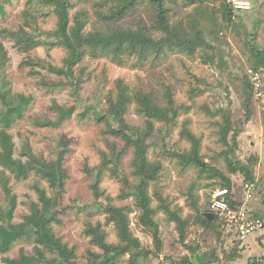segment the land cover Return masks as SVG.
Listing matches in <instances>:
<instances>
[{
	"label": "trees",
	"instance_id": "trees-1",
	"mask_svg": "<svg viewBox=\"0 0 264 264\" xmlns=\"http://www.w3.org/2000/svg\"><path fill=\"white\" fill-rule=\"evenodd\" d=\"M14 1L0 0V21L7 20V8L13 5ZM192 1L198 2V5L185 18H177L174 11L179 5V0H27L24 10L20 13L21 23L18 26L7 27L0 23V67L6 74L9 53L5 42H11L18 52L26 54L21 63L22 68H30L36 75L41 74L40 71H35L40 68L61 78L59 82H54L47 81L42 76L43 88L55 91L71 86L78 94L82 88L81 80L84 78L79 75L78 68L83 72L87 62L106 59L119 67L143 70L157 68L169 55L180 54L193 59L199 57L205 64L212 65L217 56L222 58V50L217 44L222 42L221 31L238 24L236 13H247L253 7L251 5L246 11L236 10L228 0H223L221 6L215 9L206 3L207 0ZM190 4L192 3H187V6ZM256 5L257 1L254 3V31L259 29L263 22ZM144 7L153 12L151 22L138 16ZM51 17L56 20V26L54 30H45L42 24ZM240 22L244 25V19H240ZM39 47L45 48L47 54L55 48L62 49L65 52L62 64L57 66L46 59L33 57L31 53ZM248 49L252 56L251 68L257 73L264 70V47L249 42ZM248 79L245 77L248 97L245 119L233 121L228 110L222 109L227 129L230 130L234 126L237 128L232 145L228 142V133L225 131L227 129L224 130L221 141L228 147L227 163L231 174H242L245 184H253V194L254 164L257 157L252 156L247 164L230 158L235 156L238 147L239 127L251 121V100L255 86L252 78ZM101 93L96 103L83 105L84 110L80 113H77V99L75 105H60L54 102L48 110L56 116L38 113L31 118V124L37 128L58 129L73 119L79 123L93 124L106 144V149L100 151V164L93 169L85 167V173L92 180L90 189L93 203L90 207H78V211L87 212L92 209L96 211L95 214L105 215L106 226L113 225L119 238L118 243L109 242L108 233L102 223L91 224L86 228L85 234L90 238L91 245L100 252L88 250L84 255H78L75 247H70L64 242L55 228V225L64 224V217L72 208L64 204L69 179L64 163L69 153V143L62 138L57 144L54 156L49 159L34 153L27 140L22 146V156L26 160L16 159V144L9 131L25 118L32 100L24 94L12 92L7 74L0 80V189L4 196V202L0 203L2 264H120L127 256L126 264H145L156 260L162 252L163 240L157 220L160 212L166 215L169 222L177 225L180 240L185 242L189 221L181 217V210L172 209L171 203L158 189L166 171L163 160L169 157L176 159V163L183 169L195 166L201 176L205 173L211 180L219 179L218 183L214 184L229 192L226 200L231 209L238 212L246 208L255 218L263 220L259 213L250 207L251 200L246 201L245 184V197L240 200L233 190L232 179L226 177L220 169L204 163L200 154L202 140L194 135L188 126L183 125L180 137L191 145L189 150L179 153L169 150L163 141L164 137L161 138L162 141L158 140L161 145L153 141L160 137V134L156 137L158 133H161V137L170 133L172 128L177 126L182 110H185L182 105H177L170 86L165 88L160 97L153 91L147 92L143 88L133 87L124 78H120L115 80L110 88L105 85ZM191 93L197 95L196 90ZM131 110L142 120V124L129 121ZM161 124L163 126L157 128V125ZM129 154H133L131 167L136 179L134 185L130 184L122 170L123 161ZM151 154L155 156L151 157ZM32 175L45 181L48 189L42 187L39 182L34 185L38 202H32L29 214L24 216L22 222L15 223L18 197L13 191L11 177L27 179ZM106 178L118 180L122 184L123 197L134 198L135 207L139 211L138 226L152 238L153 248L144 246L135 236L130 209L114 206L113 199L102 190L101 185ZM152 187L154 191L151 194ZM194 189L193 185L189 198L190 206L196 213V224L207 231L229 225L239 238L234 222L217 215L210 219L200 211L198 199L194 198ZM154 201H157L156 206ZM18 243L32 246L33 254L28 255L21 250L18 257H11ZM198 250L199 248H192V253L198 254ZM240 251L241 249L235 248L229 255L231 260L241 256ZM217 261L215 254L198 255L199 264H213ZM176 264L196 263L185 259Z\"/></svg>",
	"mask_w": 264,
	"mask_h": 264
},
{
	"label": "rangeland",
	"instance_id": "rangeland-1",
	"mask_svg": "<svg viewBox=\"0 0 264 264\" xmlns=\"http://www.w3.org/2000/svg\"><path fill=\"white\" fill-rule=\"evenodd\" d=\"M26 1L15 0L13 5L7 8L9 17L0 23L7 27L18 26L21 23L20 13L24 10ZM244 1L250 2L253 8L247 13H236L238 24L221 31L222 42L217 44L222 50V58L217 56L214 64H205L199 57L193 59L180 54L169 55L168 59L157 68L143 70L119 67L106 59L87 62L83 72L78 68L79 75L84 77L81 80L82 88L78 94L72 90L71 86L62 87L55 91L43 88L41 85L42 76L47 81L54 82H59L61 78L48 74L40 68L35 69V71H40V75L32 73L30 68H22L21 63L26 54L18 52L13 43L5 42L9 53L6 74L12 92L24 94L32 100L25 118L9 131L16 144L14 156L16 159L26 160L22 156V146L27 140L30 142L34 153L49 159L54 156L57 144L62 138H65V141L69 143V153L64 163L69 176L64 204L72 208L64 217V224L55 225V228L64 242H67L70 247H75L78 255H84L88 250L100 252L91 245L90 238L85 234L86 228L91 224L102 223L108 233L109 242L118 243L119 238L113 225L106 226L105 215L95 214L96 211L92 209L87 212L78 211V207H90L93 203L92 190L90 189L92 180L85 173V167L88 166L93 169L100 164V151L106 149V144L98 128L93 124L79 123L73 119L58 129L37 128L31 124V118L38 113H50L56 116L55 113L53 114L48 110L54 102L60 105H75L77 99L79 101L77 113H80L84 110L83 105H90L98 101L105 85L106 88H110L113 82L120 78H124L133 87L143 88L147 92L153 91L160 97L167 86L172 88L177 105H182L185 110H182L177 126L172 128L170 133L164 134L162 137L161 133H158L156 137L159 134L160 137L153 141L161 145L159 141H162L161 138L164 137L165 140L163 141L169 150L178 153L189 150L191 145L180 137L182 128L185 125L188 126L192 133L202 140L200 154L204 163L211 164V166L220 169L226 177L231 178L234 183L233 190L238 194V199L241 200L245 197L243 191L245 177L239 173L231 174L227 163L228 147L221 141L222 135L226 131L228 142L232 145L237 127L227 129L221 110L227 109L232 115L233 121L245 119V105L248 98L245 77L248 79L250 75L249 79L252 78L255 86L251 100V121L239 127L238 147L235 156H230V158L247 164L252 156L257 157V162L254 164L253 182L255 198L253 197L249 204L264 215V70L258 72V81L251 77L250 73L254 69L250 66L252 56L248 49L249 42L264 47V0ZM256 1L263 22L261 27L254 31L253 23L256 18L254 3ZM222 2L223 0L206 1L211 8L215 9L219 8ZM187 3L192 4L187 6ZM197 5L198 2L192 0H179V5L175 7L174 13L177 14V18H185ZM138 16L147 22L153 20V12L148 7L142 8ZM239 17L244 19V25L241 24ZM55 24L56 20L51 17L42 24V27L51 31L54 30ZM31 55L60 66L65 52L60 48H55L50 54H47L45 48L39 47ZM6 74L0 67V80ZM192 90H196L197 95H193ZM128 119L132 123L142 124V120L135 114L134 110H131ZM162 126V124L157 125V128ZM150 156L154 157L155 155L151 154ZM132 159L133 154L126 156L122 170L130 184L134 185L136 179L131 167ZM163 161L166 171L160 180L158 189L171 203L172 209L181 210V217L189 221V225L186 229V240L182 242L177 225L169 222L163 212L158 213L157 220L160 224L163 240L162 252L156 260L145 264H176L185 259L195 262V257L198 261V255L204 253L215 254L218 261L213 264H264V229L255 232L246 240L240 241L229 225L218 230L207 231L194 221L196 213L190 206L191 199L189 198L191 187L195 186L193 194L195 195L194 198L198 199L200 211L206 213L209 211L214 192L220 188L214 184L218 183L219 179L218 181L211 180L205 173L201 176L199 169L195 166L183 169L176 163V159L171 157ZM37 182L48 189V184L34 175L27 179L11 177L13 191L18 197V207L14 217L15 223L22 222L24 216L29 214L32 202H38V195L34 189ZM101 188L113 199L114 206L130 209L131 225L135 236L141 240L144 246L153 248L152 238L143 232L142 227L138 226L139 211L135 207L134 198L122 196V184L118 180L106 178ZM153 191L154 188L152 187L151 194ZM3 202L4 196L0 189V203ZM154 205H157V201H154ZM192 248H199L198 254L192 253ZM235 248L241 249L239 252L241 256L231 260L229 255L233 253ZM21 250L28 255L33 254L32 246L26 245V243H18L10 256L18 257ZM127 259L128 256L120 264H126ZM0 264H2L1 260Z\"/></svg>",
	"mask_w": 264,
	"mask_h": 264
},
{
	"label": "built area",
	"instance_id": "built-area-1",
	"mask_svg": "<svg viewBox=\"0 0 264 264\" xmlns=\"http://www.w3.org/2000/svg\"><path fill=\"white\" fill-rule=\"evenodd\" d=\"M236 10H249L251 3L244 0H228ZM251 76L255 81L259 80V74L255 71H251ZM253 184H245L246 201H250L253 197L252 194ZM227 190L218 189L214 192L209 211L214 216L220 218H227L228 220L236 224L237 232L240 240H246L247 237L251 236L257 231L264 229V221L260 218H255L246 208L236 212L230 208L229 203L226 200L228 195Z\"/></svg>",
	"mask_w": 264,
	"mask_h": 264
},
{
	"label": "water",
	"instance_id": "water-1",
	"mask_svg": "<svg viewBox=\"0 0 264 264\" xmlns=\"http://www.w3.org/2000/svg\"><path fill=\"white\" fill-rule=\"evenodd\" d=\"M205 215L207 217H209L210 219H213L214 218V214L212 212H210V211L206 212ZM195 263L196 264H199L198 261H197V259H196V257H195Z\"/></svg>",
	"mask_w": 264,
	"mask_h": 264
},
{
	"label": "crops",
	"instance_id": "crops-1",
	"mask_svg": "<svg viewBox=\"0 0 264 264\" xmlns=\"http://www.w3.org/2000/svg\"><path fill=\"white\" fill-rule=\"evenodd\" d=\"M253 197L255 198V193H253ZM254 206H255V204H254ZM251 207V206H250ZM252 208V207H251ZM252 210L253 211H255L256 213H259V215L263 218V220H264V215H262V212L260 211V210H258V209H254V208H252ZM241 241V240H240Z\"/></svg>",
	"mask_w": 264,
	"mask_h": 264
}]
</instances>
